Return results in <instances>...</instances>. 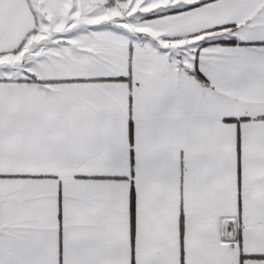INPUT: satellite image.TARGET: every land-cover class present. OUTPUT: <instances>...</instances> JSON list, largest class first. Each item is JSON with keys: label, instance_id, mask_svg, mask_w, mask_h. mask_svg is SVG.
<instances>
[{"label": "snow or ice", "instance_id": "1", "mask_svg": "<svg viewBox=\"0 0 264 264\" xmlns=\"http://www.w3.org/2000/svg\"><path fill=\"white\" fill-rule=\"evenodd\" d=\"M0 264H264V0H0Z\"/></svg>", "mask_w": 264, "mask_h": 264}]
</instances>
